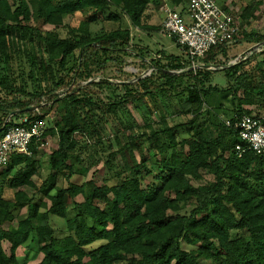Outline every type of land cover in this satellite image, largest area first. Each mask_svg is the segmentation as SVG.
<instances>
[{
  "label": "trees",
  "instance_id": "trees-1",
  "mask_svg": "<svg viewBox=\"0 0 264 264\" xmlns=\"http://www.w3.org/2000/svg\"><path fill=\"white\" fill-rule=\"evenodd\" d=\"M171 1L181 10L188 3ZM151 2L161 4V0H0V90L8 96L0 99V134L10 124H5V119L12 111L34 107L14 118L24 114L45 118L52 106L63 107L47 132L58 138L50 156L54 175L28 194L17 189L34 185V157L14 156L10 166L0 171L2 180L14 190L11 198L0 193V264L16 263L14 253L7 256L4 252L3 240L12 243V250L16 246L30 250L34 244V257L41 256L34 264H264V155L247 148L237 156L235 144L242 142L233 126L243 115L253 114L246 106L260 100L264 83L250 71L238 73L240 62L224 70L234 82L233 106L226 120L198 122L204 106H210L205 99L218 90L193 82L181 91L188 102L185 112L191 118L170 126L162 116V126L146 135L157 157L153 167L144 159H133L130 165L113 168L114 155L109 153L104 160L109 176L103 181H70L81 174L75 166L79 158L73 157L75 134L102 140L100 133L108 126L109 136L124 135V130L108 125L112 119L118 122L115 113L122 102L134 104L144 114L156 112L159 103L173 97L172 82L180 77L169 70L190 69L195 75L207 71H191L187 57L167 55L173 58L171 62L151 65L159 74L157 80L153 81V74L136 79L138 89L130 88L124 99L101 100L95 87L111 89L110 77L87 80L107 63H121L125 55L132 54L124 43L129 32L115 29L89 39V25L115 8L131 25L142 27L143 13ZM75 13L83 19L68 37L32 24L40 21L58 27L65 16ZM118 17L110 12L104 19L115 21ZM76 31H83L82 36ZM246 36L248 41H263L262 37ZM226 50L224 45L212 47L203 62L209 63ZM180 130L188 136L179 135ZM126 138L137 146L133 135ZM125 150L124 144L115 155H125ZM16 166L20 169L9 176ZM204 171L213 180L200 183ZM150 175L151 179L145 180ZM59 177L69 181L66 187L57 185ZM24 206L26 216L14 221L13 211ZM53 216L65 220L62 237L50 223Z\"/></svg>",
  "mask_w": 264,
  "mask_h": 264
},
{
  "label": "rangeland",
  "instance_id": "rangeland-1",
  "mask_svg": "<svg viewBox=\"0 0 264 264\" xmlns=\"http://www.w3.org/2000/svg\"><path fill=\"white\" fill-rule=\"evenodd\" d=\"M217 1L219 4L228 8L238 21L240 28L238 40L228 45L225 53H218L215 57L216 59H213L209 63L203 62L204 59H202L200 61L201 65H213L210 69L201 66L197 67V69L207 70L204 73L202 72L203 74H192L190 69L182 71L176 69L169 70V72L180 75V77L178 80L172 82L173 89L171 93L173 97L165 98V103L162 105L159 103L156 112L149 111V113L144 114L142 110H139L134 104L122 102L121 106L117 108L115 113L117 119H119L118 122L116 120L114 122V119H112L109 124H107L109 127H111L112 124L115 128L118 127L119 129L124 130V135L117 134V136L115 135L116 138L113 134H111L112 136H109L108 133L110 130L108 126H105V130L100 133L99 138H102V140H96L97 137L93 136L90 138L89 136L75 134V142L77 144L76 148L73 150V157L79 158V162L75 166L79 167L81 174L73 175L70 181L74 183H80L91 179L98 182L103 181L104 178L109 176V171L104 166L105 157L109 153L114 155L112 156L113 168H120L121 165L125 163L130 165L133 159L137 162L144 159L146 165L151 166L157 157L154 155L153 146L146 135L150 134L153 130H158L164 121H167L170 126H174L186 123L191 118L190 113L185 112V110L188 109V102L187 99H185V93L181 95V91L187 85L198 81L202 88H215L218 90V92H213L207 99H205V103L208 102L210 106H204L202 109L204 115L200 117L201 119L198 121L200 124H215L218 119L222 121L226 120V117H229L231 114V108L233 106L232 98L234 96L232 95V89L234 82L233 80H228L224 70L240 62L241 68L238 73L250 71L257 81L264 83V0ZM173 6L174 4L171 0H161L159 6L154 4V2L149 3L143 13L142 27L131 25L128 18L115 8H110L105 11L103 17L107 18L110 12H114L119 15L117 20L114 21L103 18V20H98L89 25V39L107 34L115 29H127L129 32V36L124 43H127L125 49H130L132 54L123 55V62L121 63H107L106 67L102 69V71H99L95 77L87 80L90 81L101 77H110V81L114 84L111 89L106 87L97 89L95 87V91L100 94L99 97H101L102 101L106 103L110 101L113 102L114 98H116V100L124 99L125 95L129 93L128 90H130V88H134L135 90L138 89V85L135 81L136 79L149 78L153 74L155 76L152 78L153 81L157 80L159 74L157 75L156 70L151 69V65L154 63H160V65H163L171 62L173 58L169 59L167 58V55L171 57H182L187 60L186 55L183 54L182 50H179L175 42H173L169 35L162 30V19L165 18L166 7L176 8L184 14L187 11V5L184 10H181L180 7ZM82 19L83 17L81 14L75 13L65 16L62 24L58 27L44 24L40 21H33L32 24L36 25L43 31L55 30L61 37H68L71 36L70 30L78 28ZM145 25L148 27L155 26L158 29L144 28ZM82 32L83 31H76L75 34L77 33L78 36H82ZM246 35L262 37L263 41H248L246 40ZM164 52L166 55L163 54ZM192 70L194 71L193 68H191V71ZM124 85H128L129 88H126ZM263 95L264 94H261L259 96L258 99L260 100L256 104L246 106V108L252 110L253 114L264 115ZM7 97L8 96L0 90V99ZM146 100L147 99L145 98L144 101ZM62 108V104L52 106V110L46 117L48 125L53 126L54 121L59 119V113ZM103 109L105 110L106 108L104 107ZM94 111L95 115L97 112L96 108H94ZM96 116L97 115H95V117ZM162 116L165 117L164 121L160 120ZM94 120L96 119L94 118ZM123 122L124 126L120 128V125ZM125 126L126 128H124ZM179 132V135L183 137L188 136L184 130H180ZM130 134L136 139L137 146L132 145V143L127 140L126 136ZM108 141H110V143H108ZM57 142V136L49 138L48 145L43 150L38 151L36 156H34L33 161L35 170L31 177L34 185L22 186L17 190H23L28 194H32L37 191V187L41 185L43 181L54 175L50 167V156L57 148ZM83 143H86L85 148L82 147ZM124 144L126 154L122 155V153H120L115 155ZM19 169L20 166L14 167L10 171L9 176H12ZM151 177L152 175L148 176L145 180L148 181ZM211 180H213L212 175L204 171L200 183H208ZM68 182L67 179L59 177L57 185L66 187ZM0 193L6 198H11L14 193V190L10 189L5 184V180H2V177H0ZM77 199L82 200L81 197H77ZM47 203L49 204V201H47ZM181 207L184 210L189 209V207L184 205H181ZM13 215L14 221L24 218L26 216V207L24 206L19 210L15 209ZM50 223L55 229L56 235L62 237L65 233V220L53 216L51 217ZM6 225L7 224H4L5 227ZM1 246L7 256L14 253L15 264H34L38 262L41 257L40 254L34 257L36 251L34 249V244L31 245L30 250H27L24 246H16L14 247V250H12V243L3 240L1 241Z\"/></svg>",
  "mask_w": 264,
  "mask_h": 264
},
{
  "label": "built area",
  "instance_id": "built-area-1",
  "mask_svg": "<svg viewBox=\"0 0 264 264\" xmlns=\"http://www.w3.org/2000/svg\"><path fill=\"white\" fill-rule=\"evenodd\" d=\"M162 30L175 39L177 47L197 69L200 61L212 47L232 44L239 36V23L230 10L217 0H188L184 14L176 8L166 7ZM8 127L0 134V171L5 170L14 156L34 157L48 145L50 125L45 118L29 115L10 117ZM229 124V122H226ZM242 143L235 144V153L241 157L251 149L264 155V115H243L233 123Z\"/></svg>",
  "mask_w": 264,
  "mask_h": 264
},
{
  "label": "water",
  "instance_id": "water-1",
  "mask_svg": "<svg viewBox=\"0 0 264 264\" xmlns=\"http://www.w3.org/2000/svg\"><path fill=\"white\" fill-rule=\"evenodd\" d=\"M201 67H204V68H208L210 69L211 67H213V65H200ZM91 81H95L94 79L93 80H90L89 82ZM34 110V107H28V108H25L23 110H16V111H12L5 119V124L7 123V121L9 120L10 117L16 115V114H20V113H25V112H28V111H32Z\"/></svg>",
  "mask_w": 264,
  "mask_h": 264
},
{
  "label": "crops",
  "instance_id": "crops-1",
  "mask_svg": "<svg viewBox=\"0 0 264 264\" xmlns=\"http://www.w3.org/2000/svg\"><path fill=\"white\" fill-rule=\"evenodd\" d=\"M174 7V6H173ZM162 21H163V19H162ZM169 37L172 39V36L171 35H169ZM180 50V49H179Z\"/></svg>",
  "mask_w": 264,
  "mask_h": 264
}]
</instances>
